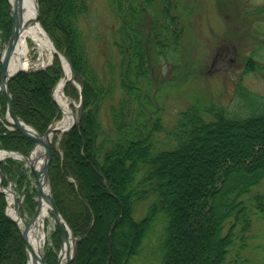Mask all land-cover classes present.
<instances>
[{"label":"trees","instance_id":"1","mask_svg":"<svg viewBox=\"0 0 264 264\" xmlns=\"http://www.w3.org/2000/svg\"><path fill=\"white\" fill-rule=\"evenodd\" d=\"M37 2L39 23L81 84L80 92L70 82L64 86L67 96L80 99V110L76 124L61 135L57 148L52 142L48 169L56 209L78 238L69 264H90L93 246L100 255L94 256L92 264H138L144 238L157 218L165 222L159 264H224L236 241L245 244L249 237L250 201L256 200L255 207L264 212V196L248 194L264 177V99L240 86L242 100L253 98L262 107L247 115L230 113L214 102L192 103L178 112L169 131L171 142L158 148L155 136L164 126L161 108L150 91L152 60L178 52L184 25L177 1L110 0L118 19L114 39L118 58L114 64L108 62L112 71L103 75L90 60L80 25L89 1ZM6 5L0 0L3 40L12 31ZM247 61L248 70H254L256 63L252 58ZM62 74L61 62L54 56L45 67L19 71L8 81L14 114L40 134L61 116L52 88ZM106 99H111L108 125L100 117ZM4 112L5 98L0 94V148L27 155L34 141L10 128ZM0 170L3 185L13 181L24 192L31 214L35 188L30 187L23 163L5 158ZM148 195L151 202L135 220V205ZM6 205L0 192V264H26L24 241L5 213ZM193 224L196 233L191 235L188 227ZM51 238L44 259L57 264L60 234Z\"/></svg>","mask_w":264,"mask_h":264},{"label":"rangeland","instance_id":"2","mask_svg":"<svg viewBox=\"0 0 264 264\" xmlns=\"http://www.w3.org/2000/svg\"><path fill=\"white\" fill-rule=\"evenodd\" d=\"M88 1V13L80 20L88 55L98 72L102 75L106 72L110 74L112 70L110 71L108 62L114 64L118 58L114 46L118 19L110 0ZM171 1L178 3V14L184 25V33L180 39L178 52L168 56L156 55L152 60L153 75L157 84L152 81L150 91L161 108L164 126V130L155 136V145L158 148L165 147L171 142L169 131L176 122L178 112L192 103L205 105L214 102L222 105L228 112L240 115L262 111V107L250 99L243 97L242 100L239 97V84L264 99V0ZM3 46L4 40L0 39V49H3ZM29 47L28 69L44 67L50 62L51 57L47 56L37 59V52L31 42ZM250 58L256 63L253 71L247 68V60ZM33 97L32 92V99ZM69 98L75 104L72 105V109L77 119L80 101ZM110 103L111 99L104 100L100 111L104 125L109 124ZM35 104L34 106L38 107L37 103ZM60 136L61 133L56 132L51 145L54 142L57 148ZM23 167L27 169L28 175V167L24 163ZM28 177L30 187L34 186L32 177L29 175ZM10 185L16 189L13 181H10ZM16 193L18 200H21L20 212L28 220L30 214L23 205V194ZM254 193L264 196V177L251 187L248 194ZM151 200L152 198H148L135 205L133 212L135 220L143 216ZM250 203L253 214L249 237L245 244L241 240L236 241L224 264H264V212L255 207L256 200L252 199ZM52 223L51 219L46 220V226ZM164 223L162 218H157L152 230L147 233L137 257L138 264H159V244ZM193 227L194 224L188 227L191 235L196 233ZM199 227L200 225L198 229ZM54 229L55 224L51 230L46 229L47 241L43 256L48 248L52 247L51 236ZM211 236L209 235L208 242H211ZM203 242H206L205 238L201 246ZM93 248H90L93 252L90 260L88 259L90 264L96 254L100 255L99 248L98 252Z\"/></svg>","mask_w":264,"mask_h":264},{"label":"bare ground","instance_id":"3","mask_svg":"<svg viewBox=\"0 0 264 264\" xmlns=\"http://www.w3.org/2000/svg\"><path fill=\"white\" fill-rule=\"evenodd\" d=\"M5 1H6V4L9 6V9L15 13L16 18H17L16 24L19 27V33L15 41L14 47L7 59V63H6L7 72L12 73L18 69H21V71L28 69L29 58H30L29 42L33 44V47L35 48L37 52V59L43 56H47L50 58L52 56V45L50 43L48 34L44 30V28L41 26V24L34 20L36 16L35 0H5ZM8 6H7V9H8ZM62 70H63V75L61 79L52 88V100L57 106V108L59 109V111L62 113V115L60 119L54 122L52 127H50L48 133L44 137H42L41 145H36V147L32 151H30L28 158L32 162H34V167L36 170H40L44 164L45 154L47 151V139L49 138L52 139L53 135L56 132L61 133L62 129L67 127L72 122L73 116H75L73 113V109H72V105L75 106V104L69 97L65 95L64 86L66 82L71 79V81L69 82H71L72 85L78 90V92H80L81 84L74 78V76L71 75L70 67L68 63L66 62V60H63ZM153 73H154V70L152 68V73H151L152 81L153 82L155 81V83L157 84L156 78L154 77ZM0 94L4 95V98H5L4 119L10 124L8 119H11V116L9 115L7 117L6 115L7 114V97H6V94L1 90H0ZM250 100L255 103V100L253 98H251ZM11 105H12V96H11ZM54 127H57L59 131H54L53 130ZM13 151H16V150H13ZM5 158H6V154L0 152V161H2ZM7 158H12V157H7ZM12 159L19 161V159H16V158H12ZM25 165L28 167L26 163ZM28 175L32 177V174L29 171V168H28ZM32 187L34 188V186ZM1 189H3L2 192L5 195L6 202H7L5 213L12 220L15 219L17 221V224L19 226V228L17 226L18 230L21 229L22 232L26 233L27 241L29 242L32 248V251L35 254L36 258L32 256L29 257L27 264H41L40 258L43 256L44 247L47 241L46 240V237H47L46 229L51 230L52 225L55 224L53 217L49 213V209H48V205L46 201L42 199L41 207H40L38 214L29 222L27 219L23 217V215L20 212L21 200H19L18 202V208L17 209L14 208V198L17 197L16 192L23 194V205H25L24 204V192H19L17 189L12 187L11 185H8L7 187L4 186L2 179L0 177V190ZM148 198H152V196L148 195ZM93 202H94L96 211L99 213V210H97L98 203L95 201L94 198H93ZM48 218L51 219L53 222L50 226L49 225L46 226V220ZM57 229L58 228H55L52 233L55 234L58 232L60 234L59 230ZM67 236H68V242L65 243L63 246V253H62L63 258L61 260V263L64 262V260L70 255L72 248H73V240L69 232ZM74 237L76 236L74 235ZM94 251L98 252V248H95ZM98 256L99 255L96 254V258Z\"/></svg>","mask_w":264,"mask_h":264},{"label":"water","instance_id":"4","mask_svg":"<svg viewBox=\"0 0 264 264\" xmlns=\"http://www.w3.org/2000/svg\"><path fill=\"white\" fill-rule=\"evenodd\" d=\"M35 2H36V16H35L34 20L39 23L37 0H35ZM8 11H9L10 16L12 18V31H11V34L8 37V39H6L4 46H3V49L0 53V90L3 91L7 97V114L6 115H7V117L9 115L11 116V119H8L10 124L12 126H14L16 129L20 130L23 134L27 135L29 138H31L34 141L35 144H34V147L32 148V150H33L36 147V145H41L42 137H44L48 133L50 127H52L54 122H52L48 126V128L46 129V131L43 134H39L33 126L27 124L22 119L18 118L12 110L11 95H10V92L8 89V81L13 76H15L19 71H21V69H18L12 73H8L7 69H6V63H7L8 56L14 47L15 41H16L18 33H19V27L16 24V21H17L16 15L13 11H11L9 9V6H8ZM49 40H50V43L52 45V56H57L60 59L61 63L63 64V60H66V58L64 57L63 54L59 53L55 49L50 37H49ZM66 62L68 63V65L70 67L71 75L73 76L72 67L70 66V64L67 60H66ZM68 81H71V79ZM11 112H12V114H11ZM75 124H76V118H75V116H73L72 122L67 127L63 128L61 133H64V132L70 130ZM53 130L59 131L57 127H54ZM51 141H52V139H50V138L47 139V151L45 154L44 164L40 170L35 169L34 162H32L28 158L29 155H24L23 153H21L19 151L6 150L3 148H0V152L5 153L6 157H12V158L19 159L28 165L29 171L31 172L34 183H35V191H36V198H35L36 205H35V208L33 210V213L31 214L30 218L28 219V221L30 222L38 214L40 207H41V201H42V199L45 200L47 205H48L49 213L53 217L54 223L56 224V226L60 232L61 245H60L59 251L57 253V264H69L73 260L75 252H76V241H77V239L72 234V230L69 227V225L66 223V221L63 219L61 214L56 209V206H55L54 200H53L52 191H51L50 185L48 183V169H49L51 154H52ZM0 177H1V179L3 178L1 170H0ZM8 185L9 184H7L6 187ZM3 189H1L0 191H2ZM14 208L15 209L18 208V200L16 197L14 198ZM15 222L17 224L16 220H15ZM17 226H18V224H17ZM18 228H19V226H18ZM18 231H19L21 238L23 239V241L25 243L26 251L28 253V260H29V257H31V256L35 257V254L32 251V248H31L29 242L27 241L26 233L22 232L21 229H19ZM68 232H69V234L73 240V248H72L70 255L64 260V262L61 263V260L63 258L62 257L63 246L65 243L68 242V236H67ZM40 262H41V264H47L45 262L43 256L40 258Z\"/></svg>","mask_w":264,"mask_h":264}]
</instances>
